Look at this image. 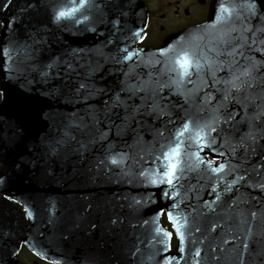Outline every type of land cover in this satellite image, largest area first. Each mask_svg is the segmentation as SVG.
Wrapping results in <instances>:
<instances>
[{"label": "water", "instance_id": "obj_1", "mask_svg": "<svg viewBox=\"0 0 264 264\" xmlns=\"http://www.w3.org/2000/svg\"><path fill=\"white\" fill-rule=\"evenodd\" d=\"M60 3L0 0V49L11 55H0V264L15 262L23 242L59 264H264V0H215L206 24L158 48L137 46L148 22L139 0H96L80 23L56 21ZM220 4L230 14L213 23ZM185 51L202 68L181 82L171 69ZM254 62L253 86L239 93L246 107L227 101L213 125L223 153L214 164L225 168L197 160L190 125L176 161L183 175L168 185L162 145L184 122L210 120L226 87L214 80ZM249 120L254 141L241 139ZM164 211L185 232L173 251Z\"/></svg>", "mask_w": 264, "mask_h": 264}, {"label": "snow or ice", "instance_id": "obj_2", "mask_svg": "<svg viewBox=\"0 0 264 264\" xmlns=\"http://www.w3.org/2000/svg\"><path fill=\"white\" fill-rule=\"evenodd\" d=\"M7 6V5H5ZM97 6L96 0H61L60 5L54 10V19L56 21H62V20H69L73 21L75 23L81 22V17L83 20H88L89 17L87 15H84V7H95ZM249 11H254V7L251 3L247 5ZM229 12L230 10L225 8L223 4H220L216 10L215 16H214V22L220 21L225 19V16L223 13ZM213 25H209L211 27ZM179 39H183V37H180ZM256 41L253 40L252 43L254 44ZM237 47H240V45H237L236 47H233L230 52L227 53L229 56H234L237 52ZM264 51V49H261ZM165 51V50H162ZM221 53H217L219 56ZM242 55V53H239ZM0 55H3L6 60L11 59V55L9 53V49L4 48L0 49ZM131 57V53L124 55L123 59L128 60ZM235 59H233V63H235ZM175 67L171 69L172 71H176L180 81L182 82L186 77H189L192 75L193 70L198 74L202 68V64L194 54L190 52H183L181 55H179L175 61ZM209 66L211 67L212 61H208ZM51 67V65H49ZM68 69H71L72 66L69 64L67 65ZM257 67V64L254 62L250 64L248 67L243 68L242 71H238V74L236 72H231L229 74V78L224 79L223 81L220 80H214V83H223L226 87L222 90L223 91V100L220 104L216 106V114L212 116L210 120H196L195 122H192L191 120L184 122L182 125H180L179 128L175 130L173 133L174 139H172L169 143L162 145V151L159 157V163L160 168L163 169L162 175L166 177V182L168 185H173L175 181H179L180 177L183 175L184 169L180 167L179 163H177V159L181 157L182 155L186 153H182L180 149L183 146V136L184 132L188 131L190 128V125H192L191 131L194 133L193 137H189V140L192 143H195L197 147L199 148V151H197L194 155L196 156L197 160L206 165L211 172L213 173H220L225 168V165L223 163L215 165L214 159L218 156L223 155V153L218 152V150L213 146L216 142V137L211 136L212 132H216V127H214V124L220 123V116L218 113V109L220 107H223L224 104L232 100L235 102L236 105L240 107H246L243 105L242 101L239 99V93L242 89L245 88V86L252 87L254 80L256 79L253 77L252 72ZM213 76L215 73H212ZM243 78V79H242ZM174 83L176 81H173ZM145 84L140 85L139 89H137V86L133 85L130 86L127 90L132 93L133 95L136 94L137 90H144ZM85 84H80V88H85ZM233 90H235L236 95H233ZM207 99H212L210 94H206ZM116 103L122 104L123 101L120 100L119 96L116 97ZM259 107V106H258ZM153 110L158 111L159 114H164L163 109L159 108V105L154 104ZM260 113H264V108L260 109ZM260 113L256 114V119H260ZM228 121H231L234 119L233 113H228ZM227 122V121H225ZM249 131L244 133L241 139L243 140L245 137H247L250 140H255L256 137L253 135L252 129L254 128V125L252 124L251 120L248 122ZM78 127L80 128H86V124H81ZM65 135H70V133L66 132ZM207 137H210V139H206ZM62 142V141H61ZM188 147H191V144L187 145ZM166 149V150H165ZM207 149V152L205 156L200 155V151H204ZM211 154L213 156V159H208L207 155ZM123 156H121V160H123ZM112 163H118L115 157H110ZM220 180H223L224 177H219ZM242 179V178H241ZM152 183H155V181H152ZM237 183L236 179L231 180L230 182L226 183L224 186V191L228 192L231 191V185ZM218 186V185H217ZM264 187V186H262ZM215 188L213 189V191ZM163 195L168 196L169 193L165 192ZM220 198L219 193L216 194V199L218 200ZM206 204L208 202H205ZM170 208L174 209L176 207L175 204L170 205ZM28 215L31 216L32 213L29 211ZM254 215V214H253ZM169 219L174 220V217L172 215V212H169ZM179 240L181 242L185 239V232L180 229V227H177ZM196 231H199L197 228ZM190 234V233H189ZM167 236L169 238L172 237V233L168 232ZM194 242V241H193ZM247 247V245H245ZM184 248L180 247L178 248V252H183ZM196 256L200 255L199 250L195 252ZM168 264H171V259H169ZM198 264V262H197Z\"/></svg>", "mask_w": 264, "mask_h": 264}, {"label": "flooded vegetation", "instance_id": "obj_3", "mask_svg": "<svg viewBox=\"0 0 264 264\" xmlns=\"http://www.w3.org/2000/svg\"><path fill=\"white\" fill-rule=\"evenodd\" d=\"M149 12L147 35L141 46H158L179 30L199 24L208 16L212 0H142ZM25 264H50L21 249Z\"/></svg>", "mask_w": 264, "mask_h": 264}]
</instances>
